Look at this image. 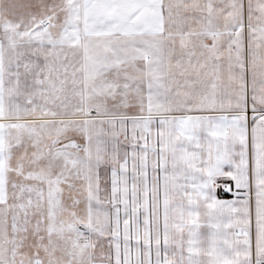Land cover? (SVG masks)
Returning a JSON list of instances; mask_svg holds the SVG:
<instances>
[{
  "label": "snow or ice",
  "instance_id": "1",
  "mask_svg": "<svg viewBox=\"0 0 264 264\" xmlns=\"http://www.w3.org/2000/svg\"><path fill=\"white\" fill-rule=\"evenodd\" d=\"M0 264H264V0H0Z\"/></svg>",
  "mask_w": 264,
  "mask_h": 264
}]
</instances>
